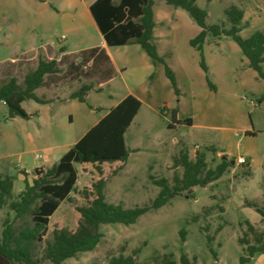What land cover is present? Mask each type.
Masks as SVG:
<instances>
[{
    "label": "rangeland",
    "instance_id": "obj_1",
    "mask_svg": "<svg viewBox=\"0 0 264 264\" xmlns=\"http://www.w3.org/2000/svg\"><path fill=\"white\" fill-rule=\"evenodd\" d=\"M45 1L0 0V85L10 76L22 83L25 73L38 59L31 49L49 45L57 49L67 40L74 42L81 33L93 39L98 37L97 29L82 14L80 5L76 12L81 14L77 17L67 7L68 0ZM154 1L157 23L165 33V38L157 42L163 51L160 56L172 70L174 67L179 94L174 93L168 78L159 69L142 74L140 56L146 54L137 43L112 47L117 67L110 85L87 93L86 103H79L78 108L69 103H50L49 113L55 115L53 121L36 117L35 111L46 106L41 107L33 99L22 103L23 109L31 113L29 118L8 117L7 106L0 102V175L13 176L12 190L16 196L23 188L21 171L31 180L35 167H48L57 162L77 140L80 126L99 117L127 90L139 93L142 106L124 132L125 145L130 149L126 163L105 183L107 201L122 203L125 207L148 203L159 190L149 174L165 177L172 184L173 174L182 173L180 166L173 167L172 157L182 147L190 158L196 149L204 152L207 167H215L223 157L230 166L207 185L191 187L192 196L185 197L183 191L157 209L141 214L134 223L101 224L102 236L92 250L79 252L60 264H107L110 257L126 255L134 248L139 249L136 258L142 264H161L165 254H171L179 264L181 252L195 264H239L242 246L238 238L246 233L250 243L254 242V233L247 229L246 221L256 233L264 232L260 215L246 205V202L262 205L264 200V100L256 102L263 91V81L259 77L242 76L239 64L245 57L230 36L207 34L201 52L207 76L214 85L211 89L199 64L200 52L189 44V39L199 31L198 25L186 10L168 5L164 0ZM195 2L206 10L207 24L223 23L228 28L230 23L223 9L236 4L243 10L239 31L242 37H248L255 30L264 31V0ZM160 4L177 11L163 18ZM70 20L81 24L82 31L67 30ZM52 53L47 52L48 56ZM154 64L158 68L162 66V63ZM41 92L39 89L38 94ZM43 96L47 97V93ZM162 106L165 109L160 113ZM176 106L178 119H190V125L181 122L168 127L172 122L170 110ZM69 115L72 120L68 119ZM69 129H75L70 137L67 136ZM240 157L245 162H238ZM75 166V187L80 189L90 182L91 176L78 164ZM104 167L108 169L107 165ZM84 203L76 190L70 192L69 200L60 202L49 217L39 249L51 238L53 229L76 227L75 207ZM12 214L8 205L0 209V231L4 218H11ZM182 228L184 240L179 235ZM207 235L211 237L210 245L217 253V260L208 248ZM249 264H264V253L255 254Z\"/></svg>",
    "mask_w": 264,
    "mask_h": 264
},
{
    "label": "trees",
    "instance_id": "obj_2",
    "mask_svg": "<svg viewBox=\"0 0 264 264\" xmlns=\"http://www.w3.org/2000/svg\"><path fill=\"white\" fill-rule=\"evenodd\" d=\"M167 4L186 10L200 27L199 32L189 39V44L200 52V67L206 73L208 86L214 85L207 76V67L202 57V44L207 34L213 37L230 36L239 46L242 54L259 78L263 80V91L256 102L264 100V31L255 30L248 37L239 34L243 10L236 4H230L223 9L230 26L225 28L223 23H206V10L199 7L195 0H164ZM209 1V0H207ZM153 0H94L90 12L95 23L109 45L137 43L153 63H162L164 74L169 79L176 95L179 94L173 70L158 54L151 33L154 25ZM59 71L57 60L54 58H39L34 69L25 73L22 83L15 76H10L0 85V102L7 106L8 117L20 116L29 118L22 102L33 99L43 103L34 90L41 85L45 74ZM91 89L89 84H81L69 94L80 102H86L85 94ZM89 107L91 105L88 104ZM140 101L128 94L115 106L111 107L85 134L79 138L61 157L48 167L37 166L33 177L28 180L27 173L23 175V188L13 196V176L8 173L0 175V209L8 205L12 217L4 218L0 231V264H60L79 252L92 250L99 242L102 233L100 225L106 223H134L137 218L165 204L169 199L180 195L190 194L191 187L205 186L219 178L230 166L222 159L215 167H207L205 153L196 149L194 157L190 158L185 148H180L172 157L174 168H182L181 175L173 174L172 184L165 177L149 178L159 187L156 196L148 203L125 207L122 203H112L105 199L104 186L106 181L116 175L126 163L130 149L126 147L124 132L139 109ZM164 106L160 108L163 113ZM177 106L170 110L171 123L185 122L190 125V119L176 118ZM216 150L215 148H211ZM116 163V164H114ZM89 173L91 180L80 189H76L77 168ZM104 165L108 166L106 170ZM89 167L92 169H89ZM96 174V177L94 176ZM77 193L84 199L83 205L75 210L78 215L76 227H60L53 229L50 239L45 240L44 246L39 244L47 231L49 217L57 209L61 201L70 199V192ZM252 207L264 223V200L262 205L246 202ZM18 221V222H16ZM247 229L254 233V242L250 243L247 234L238 238L242 246L238 258L239 264H249L257 253H264V232L256 233L253 225L246 221ZM185 230H179L181 240H184ZM208 248L215 260L217 253L210 245L211 237L206 236ZM139 249L134 248L128 254H119L109 258L107 264H142L137 261ZM179 264H195L186 253L179 255ZM94 264V263H92ZM161 264H176L171 254L162 257ZM217 264V263H215Z\"/></svg>",
    "mask_w": 264,
    "mask_h": 264
},
{
    "label": "crops",
    "instance_id": "obj_3",
    "mask_svg": "<svg viewBox=\"0 0 264 264\" xmlns=\"http://www.w3.org/2000/svg\"><path fill=\"white\" fill-rule=\"evenodd\" d=\"M38 1H41L42 3H46L45 0H38ZM93 1L94 0H68V6L67 7H70L71 10H74L76 12V10L78 9V5H80L79 7L81 8L82 14L83 15L85 14L88 17L89 23L94 25L95 28L97 29L98 33H99L98 37L94 38L95 41L92 37H89L87 35H84V33L83 34L81 33V34H79V37H77L74 42L73 41L70 42L67 40L65 44L58 46L57 49H54L53 47H51L49 45V46H45V47L38 46V48L31 49V51H30V52L35 53L36 56L38 57V59L44 58V56L46 57L44 59H51V58L56 59L58 66H59L58 72L45 74L44 78H43V82L41 83V85L38 86L34 90L35 94L39 98L44 100L43 103H40V102H38V103L41 105V107L46 106L44 109H39V110L37 109L35 111L36 117L39 119L50 118L52 121L54 120L53 118L55 117V115L52 112L49 113V111H52L49 108V104L52 102L69 103L71 105V107H73V108H78L81 103L82 104L86 103V102H80L75 98H69V94L73 90H76L77 88H79V86L81 84L91 85V89L89 91H87V93H89L91 91L101 90L104 85H110V83L113 79L112 73L115 72L117 66L114 62V58H113L112 53H111V48L115 47V46H124V45L129 44V43L121 44V45H109L105 41V39H104L103 35L101 34V32L99 31V29L95 23V20L93 19V16L91 15V12L89 9V6ZM154 5H155V1L153 0L152 11H153L154 25H153L152 33H151V41L154 43L158 54L162 55L163 51H162L161 47H159L157 42H159V40H161L160 38L164 37L163 34H165V33H164L163 29L161 30L160 25H158V23H157ZM160 5H161L160 8L164 11L163 18L167 19L169 17V14L172 11H177V10H170V8H168L167 6H165L163 4H160ZM174 9H176V8H174ZM178 13H181V12L179 11ZM80 14H81V12L80 13L78 11L76 12L77 17H79ZM159 16L162 17V14ZM66 29L70 30V31L75 30V31L81 32L83 27L81 24L75 23V22H73V20H70L69 24L66 25ZM199 30H200V27H199ZM64 39L66 40L65 37H64ZM68 44H70V45H68ZM48 51H53L51 56H48V54H47ZM38 59H37V61H38ZM140 59L142 62V64L140 65V71L142 72V74H145L146 72H147V74H149V72L153 68L159 69L160 72H164L163 64H162V66H160V68H158V66H156L151 61V59L148 57L147 54H146V56H143V54H142L140 56ZM14 60H16V59H11V61H14ZM37 61L33 64L32 69L35 68ZM83 66H86V68H83ZM239 67L241 68V73H242L243 77H245V75L248 77H252L253 79H255V77H258L257 73L252 68H250L248 66V61L246 58L244 60L241 58ZM172 68H173V70H175L174 67H172ZM250 69H252V70H250ZM168 81H169V79H168ZM169 83H170V81H169ZM241 84H242V82H241ZM170 85H171V83H170ZM39 89H41L42 92L38 94ZM151 89H153V88L151 87ZM45 92L47 93V97L43 96V93H45ZM86 94H85V97H86ZM128 94L135 96L140 101L139 109L137 110V113L133 117V119H132V121H133L136 118V116L138 115V113L141 109V106H142V99H141V96L139 95V93H137V91L127 90L125 93H123V95H121L113 103V105H110V106L111 107L115 106L122 98H124ZM111 107H109V109ZM90 108L92 109L93 107H90ZM109 109H107L106 111L101 113L99 115V117H96L87 125H85V123H83L84 125L80 126L82 128L79 132V135L77 136V140L79 138H81L85 134V132L91 126H93L103 115H105V113ZM29 114H31V113H29ZM71 118H72L71 115H69L68 119L72 120ZM87 118L90 119L91 117L88 116ZM176 118L178 119V111L176 113ZM67 131H68L67 136L70 137L75 132V129H69ZM246 132H248V131H246ZM217 153L221 154V151L217 152ZM234 163L235 162H233L232 164H234Z\"/></svg>",
    "mask_w": 264,
    "mask_h": 264
},
{
    "label": "built area",
    "instance_id": "obj_4",
    "mask_svg": "<svg viewBox=\"0 0 264 264\" xmlns=\"http://www.w3.org/2000/svg\"><path fill=\"white\" fill-rule=\"evenodd\" d=\"M238 162L243 163V162H245V159L243 157H240Z\"/></svg>",
    "mask_w": 264,
    "mask_h": 264
},
{
    "label": "water",
    "instance_id": "obj_5",
    "mask_svg": "<svg viewBox=\"0 0 264 264\" xmlns=\"http://www.w3.org/2000/svg\"><path fill=\"white\" fill-rule=\"evenodd\" d=\"M223 159H225V157H223ZM234 161H231V163H233Z\"/></svg>",
    "mask_w": 264,
    "mask_h": 264
}]
</instances>
